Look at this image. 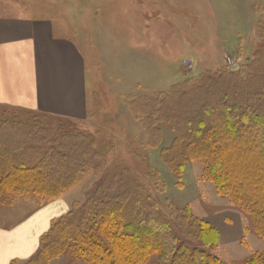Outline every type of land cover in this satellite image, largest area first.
Returning a JSON list of instances; mask_svg holds the SVG:
<instances>
[{
	"label": "rangeland",
	"instance_id": "1",
	"mask_svg": "<svg viewBox=\"0 0 264 264\" xmlns=\"http://www.w3.org/2000/svg\"><path fill=\"white\" fill-rule=\"evenodd\" d=\"M0 5L59 22L80 45L88 69L84 120L0 107V160L9 152L38 172L47 170L42 168L47 156L56 163L61 158L63 172L78 178L54 199L30 187H0V227H14L64 200L68 208L53 222L102 188L107 198H127L125 215L136 200L149 198L155 213L170 223L176 247L204 250L223 264L264 259V237L249 209L223 193L206 174L205 160L191 157L180 141L188 136L186 120L201 106L220 104L226 94L240 93L239 101L264 96V0H4ZM191 219L214 228L217 242L203 247ZM42 236L32 257L14 264L35 259ZM48 255L47 264H89L76 259L72 244ZM157 259L153 255L149 264Z\"/></svg>",
	"mask_w": 264,
	"mask_h": 264
},
{
	"label": "trees",
	"instance_id": "2",
	"mask_svg": "<svg viewBox=\"0 0 264 264\" xmlns=\"http://www.w3.org/2000/svg\"><path fill=\"white\" fill-rule=\"evenodd\" d=\"M233 95L226 94L220 104L201 106L197 115L186 120L188 136L180 141H184L191 157L205 160L206 174L223 193L233 195L249 209L258 233L264 237V96L254 101L246 97L245 102L239 101L240 93ZM3 124L0 121V133ZM5 153L0 160V187H30L54 199L78 179L74 173L63 172L65 159L58 158L56 163L47 156L42 167L47 170L37 172L34 166L29 168L26 162H17L14 155ZM103 193L102 188L97 189L84 204L54 220L41 238L43 245L37 257L28 264H47L45 254L62 253L70 244L76 259L89 264H149L155 254L158 264H223L204 250H191L184 244L176 247L170 223L155 213V204L149 198L136 200L131 216L125 215L127 198L123 194L107 198ZM190 223L203 247L217 242V232L208 223L193 219ZM249 264H264V259L256 256Z\"/></svg>",
	"mask_w": 264,
	"mask_h": 264
},
{
	"label": "crops",
	"instance_id": "3",
	"mask_svg": "<svg viewBox=\"0 0 264 264\" xmlns=\"http://www.w3.org/2000/svg\"><path fill=\"white\" fill-rule=\"evenodd\" d=\"M25 11L0 5V107L84 120L88 69L80 45L59 22ZM67 208L58 200L14 227H0V264L32 257L52 220Z\"/></svg>",
	"mask_w": 264,
	"mask_h": 264
}]
</instances>
